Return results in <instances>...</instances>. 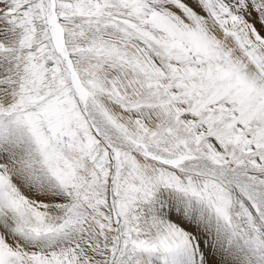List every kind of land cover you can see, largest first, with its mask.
<instances>
[{"label":"snow or ice","instance_id":"1","mask_svg":"<svg viewBox=\"0 0 264 264\" xmlns=\"http://www.w3.org/2000/svg\"><path fill=\"white\" fill-rule=\"evenodd\" d=\"M0 264H264V0H0Z\"/></svg>","mask_w":264,"mask_h":264}]
</instances>
